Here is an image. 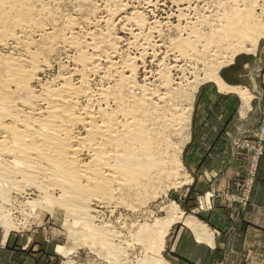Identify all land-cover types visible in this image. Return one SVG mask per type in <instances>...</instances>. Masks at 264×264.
Here are the masks:
<instances>
[{
	"label": "bare ground",
	"instance_id": "bare-ground-1",
	"mask_svg": "<svg viewBox=\"0 0 264 264\" xmlns=\"http://www.w3.org/2000/svg\"><path fill=\"white\" fill-rule=\"evenodd\" d=\"M78 1L82 4L87 2L89 5V0ZM107 1L109 2V0ZM213 1L215 0L208 2L210 3ZM219 1L220 0H218V2ZM62 2L63 0H0V212L2 213V215L0 214V219L1 222L6 225L9 224L10 227V215L13 214L15 210L21 209L24 205L30 206L34 203L38 204L39 202H36V200L31 201L28 199L26 202H24V200L28 197L31 198L35 193H39L43 195L44 202L49 204L46 206L44 205L45 208L49 209V212L52 211L54 213L58 210H64L67 213V215L65 213L67 217H73L74 224L82 229L84 236L87 238H94V235H96V243L101 250L114 258H119L121 256L122 258H126L125 252L128 253L129 247L127 249V247L123 248L121 245V239L125 235L122 236L120 231H116L115 228L113 230L107 223L103 225L95 224V216L92 215V213L97 212V210L92 208V204H94V201H97V203L101 204L98 207L109 209L112 208L115 203L121 201L125 203H122L124 206L129 207V203L133 201L132 199L140 198L141 196L144 197L147 191L153 190L152 192L154 194L162 193L159 192L161 186L165 187L166 183H169L168 185H173L178 179L179 169L182 165L178 154L182 150L179 146H174L176 145L173 142L175 140L173 139L172 141V135L167 134H173L175 132L177 134V131H181L182 127H177L182 122L181 118L179 120L176 115L179 122L177 123V121H175V116L171 115L175 112L166 114L165 110L169 105L166 101L173 102L172 106H174V109L180 104L179 97L181 88L180 86L176 88L178 84L172 87L169 86L168 82H170L171 85L174 84V80L170 76L171 73L165 72L164 70L160 71V75L161 79L163 76L165 79L160 80L162 82L159 86L163 89L167 87L168 93H165L160 88L158 89L155 87L154 89L152 86V89H150V87L148 88L145 84H143L144 86H140L139 82L137 83L135 80L136 77H134V75L137 76L135 74L137 70L135 62L137 61L134 62V59L129 60L127 57L125 58L128 60L125 61V59V62H121L119 67L121 66V69L123 68L124 71L125 69L130 71L129 75H125V73L119 75L118 73L119 80L114 81L115 84H113V82V85H111L107 82L108 86L103 85L99 88L93 87L92 81L99 73H105L103 77L107 76V74L108 77L112 76L113 73L112 75L111 72L109 73L110 69H113L119 64V61L115 60L118 54H121L119 53L120 46L117 45L118 40L115 42V38L112 39L114 33H111L112 31L110 32V30L113 29L109 28L111 25L108 22L109 19L106 20V23L110 24H108L109 27H107L108 25L106 26L107 28L105 27L106 30L108 28L110 29L109 31L107 30V32L99 31V33H96L93 31L92 33L82 35L80 32L82 27L79 28L80 31H74L78 21L75 18H65L63 15H60L61 13L58 9L62 7H59ZM91 2H93V0H91ZM230 2H232V0ZM119 3H121V1H119ZM119 3L117 4L119 5ZM237 3H239V1ZM211 4L213 5V3ZM86 5L87 4H85V6ZM126 5L125 7H127ZM221 5L222 3L218 6ZM226 5L224 6L225 8ZM231 5L233 4H230V6L228 5L229 7H227V10L224 8L223 10H226L224 12L221 11L223 8L221 7L220 11L223 12V14L221 13V18L218 16L217 18H220L221 21L222 17L227 20L225 24H222L223 21L221 24L217 23L219 24L217 25L220 27L219 29L214 27L210 30L207 26L210 33L206 34L207 31L202 34L200 30L195 29L198 24H196L197 26H188L184 31V34H187L186 38H178L179 36H176V38L173 37L163 41L161 35V44H153L150 42L149 37L144 35L143 32L149 23L147 22V17H145L141 11L136 10L131 15L127 14L123 16V18L127 24L131 23L132 25V22H135V25L139 26V29L136 28L135 31H132L130 28V33L135 39L131 42L133 48L138 46L143 49L146 54H148V50H152L150 53L152 54L154 52L153 55H155L157 50H162L163 47H166L168 48L166 56H169V53L174 55V53L179 52L182 55L180 57L192 56L194 59L193 55L190 54L192 51L191 49H195L199 42H204L203 40L207 36L208 38L209 36L211 37L210 41L207 42L205 40L208 44L210 43L209 45H215L218 51L223 48L227 51L230 50L227 45L232 47L240 46L239 41L242 43L241 39L254 34V32L256 33L257 30H261L259 29L261 28L259 20H255L258 17L254 18L256 15H252L255 13L254 10L252 13L251 11L246 13L248 11L245 10L247 4L245 5V9L243 8L245 11L240 10L242 6L241 3L240 8H234V6ZM104 6L105 5H103L102 8L108 7ZM114 6L113 10H117ZM119 6H121L124 12L127 9H124V6L122 8V4ZM249 7L251 10L254 9V7L251 8V5ZM99 8H101V6ZM215 8L218 9L216 6ZM83 9L85 10V8ZM121 9L119 8L118 11ZM212 9L214 11V7ZM206 10L211 11V9ZM105 11H108V8ZM120 12H122V10ZM120 12L118 13L120 14ZM229 12L231 14H229ZM95 13H98V10H95ZM109 14L110 11L108 12V15ZM111 14L113 13L111 12ZM180 16H182V14ZM199 16L200 15H198V17ZM201 17H203V14ZM207 17L209 18V16ZM107 18L108 16L106 19ZM217 18L214 20L218 21ZM210 19L211 18H209V20ZM203 21L205 22V20ZM87 22H90L89 18ZM196 22L197 21L194 23ZM194 23L192 22V24ZM207 23L208 22L205 24ZM209 23L211 24V22ZM99 26L100 25H98V27ZM123 26L125 27L126 25ZM157 27L156 24L152 27L154 33H158V31L154 30L157 29ZM176 27L178 28L176 30L180 29L179 25ZM150 33L149 31V34ZM151 34L150 37H152ZM168 36L166 38H169ZM192 38H195V40ZM202 38L203 40H201ZM141 40L143 41L142 43ZM169 40L170 42L166 45V42ZM243 45L244 44H242V46ZM226 46L228 49H226ZM241 47L240 50L242 49ZM61 48H70V51L73 52V55H67L74 64V67H71L72 69L68 68L70 70L69 74L67 76H60L63 75V73L58 74L59 77L57 76V79H54V77L53 79L40 77V73L45 71L42 68L44 66L50 67L47 65L49 58L52 54L55 55ZM5 49H9L10 51L6 52ZM194 49L193 51L197 54L196 50L198 49ZM208 49H211V46ZM142 52H140V56ZM215 52H217V50L214 51V53ZM113 53H115V55L111 56ZM218 54L221 55L219 52ZM197 56L199 57L198 54ZM66 66L68 67V65ZM211 66H214V64H211L210 67ZM170 67L176 68L178 65L174 64ZM215 67L216 66H214V68ZM116 70L115 71L118 72V68ZM115 71L113 72L115 73ZM58 79H62L63 81H58ZM108 79L110 80V78ZM100 81L103 80L100 79ZM36 84H38L39 87L36 86ZM222 88L225 89L227 87L223 84ZM134 90H140L141 94L140 92L138 94ZM158 90H162L164 93L160 92L161 94H159ZM190 95L191 93L188 92L183 97L188 98ZM152 96H158L160 101L164 104L159 106V103H157L158 101H150V99H153ZM170 106L171 105H169V107ZM184 116L186 117V115ZM182 132H178V135L182 134ZM16 178H24L30 181L26 183L24 180L25 183L23 185L27 188L22 193H17L24 189L23 186L22 189L17 188V186L22 185V182L21 184L18 182V184H16ZM11 182L17 186L14 187ZM174 185L173 188L175 187ZM12 193H17V195H13ZM142 201L144 202V200ZM40 204H43V202ZM174 212L175 215H178L176 211ZM172 218L166 221L167 229L169 228V221L177 222ZM121 222L124 223L123 221ZM158 222L155 224L153 223V226L144 223L134 228V230H132L133 227L131 229L129 228V234L144 243L150 241L151 250L156 251V239L161 241V234H163L164 237L165 234H167L166 232L169 231L168 229L165 233H162L161 231L163 229L161 228L164 226L166 228V224L161 227L158 225ZM67 225L70 226V224ZM71 235L73 236V233H71ZM124 240L125 239H123V241ZM90 242V244H92V241ZM129 242L131 243V241ZM100 253H102V251ZM144 254H146V252ZM128 255L130 256V252Z\"/></svg>",
	"mask_w": 264,
	"mask_h": 264
},
{
	"label": "rangeland",
	"instance_id": "rangeland-1",
	"mask_svg": "<svg viewBox=\"0 0 264 264\" xmlns=\"http://www.w3.org/2000/svg\"><path fill=\"white\" fill-rule=\"evenodd\" d=\"M64 1H66V0H63V2ZM77 1L78 0H69V1L67 0L64 3L62 2L61 5L59 4L60 5L59 7L62 6L61 8L58 7L60 9V10L58 9V11L61 13L60 15H63L65 18L66 17H70V18L72 17L71 19L75 18L78 21L77 27L74 29V31H80L79 28L82 27L81 28L82 30L80 32L82 35H86V33H92L93 31H95L96 33L97 32L99 33V31H102V32L106 31L107 32V30L109 31L110 29H113V30H110V32L112 31L111 33L115 34V35L114 34L112 35V39L115 38L114 39L115 42L118 40L117 45L120 46L119 53H121V54H118V57L115 58V60L119 61V64L117 65L118 67L116 66L113 68L114 70L110 69V71H109V73L111 72V75L113 73L114 76L113 75L112 76L114 77V79L112 76L108 77V74H107V76L103 77L105 75V73L103 74L101 72V73H99L100 76L99 75L96 76V78H94V80L92 81L93 87L99 88L103 85L108 86V83L113 85V84H115L114 81L119 80L118 78H119L120 74L125 73V75H129L130 71H128L127 69H125V71H124L123 68H122L123 70L121 69V66L119 67L121 62H125L128 59L129 60L134 59V62L137 61V62H135L136 67H137L135 74L137 76L134 75V77H136L135 80L137 81V83L139 82L140 86H144L143 84H145V86H148V88L150 87V89H152V87L155 89V87H156L158 89L159 88L162 89L165 93H168L167 87H166V89L165 88L163 89V88H161V86H159L162 82L160 80L165 79L164 76L161 79V75H160L161 70H164L165 72H170L172 74V75L170 74V76L174 80V84L170 85V82H168L170 87H172L176 84H178L176 86V88H179L178 86H180L182 93L180 92V97H179L180 104H178L179 106L178 105L176 106L178 108L175 107V109H174V106H172L173 102L166 101L167 104L171 105L170 106L171 109L168 105V107L166 109L168 112L165 110L166 114L167 113L169 114L170 112L171 113L175 112L174 114H171V113L170 114L174 115V116L176 115L179 120L181 118V122H182L177 127V128L182 127L181 131H177V134H176V132L173 133L174 135L173 134H167V135H172V137H171L172 141L174 139L175 141H173V142H174V144H176L174 146L175 147L179 146V148L182 150L181 152H183V153L180 152L178 154L179 159H181V162L183 165V166L181 165L180 169H179V177L180 178L178 177V179H177L179 181V183L176 180L175 181L176 183L174 182V184H176L177 186L173 184L175 186L174 188H173V185H171V184L168 185L169 183L168 184L166 183L165 187L161 186L159 189V192H162V193L164 192L163 194L159 193V192H158L159 194H154L152 192L153 190L149 191V192L147 191V194L146 195L144 194V197L141 196L140 198L138 197L136 199H132L133 201L132 200L131 201L133 203L132 202L129 203L130 208L128 206H124L122 204L124 202L120 201L119 203L114 204L116 207L113 205L112 208L102 209V208L98 207L101 204L97 203V201H94V204H92V208L97 210V212H93L94 214L92 213V215L95 216V224L103 225V224L107 223L111 226V228L113 230L115 228L116 231H118V232L120 231L122 236L127 235L126 236L127 238L124 236L125 238L123 237L121 239L122 247L123 248L127 247V249L129 247L128 253L130 252V256L128 255L127 252H125V254L127 255V256L125 255L126 258H124V257L122 258V256L119 258H114L111 255L107 254L105 251L101 250L96 243V241H97L96 235H94V238H92V237L87 238L86 236H84V234L82 233V229L79 226L74 224L75 222H73L74 221L73 217H67L66 216L67 213L64 210H58L57 212H54V213L52 211H51L52 213L49 212V209L45 208V206L49 205V204H46L44 202L45 200L43 199V195H40L39 193H35V195H32L31 198L28 197L27 199H25V200L23 199V200H24V202H26L28 199L31 201L36 200V202L38 201L39 203L38 204L34 203L33 205H30V206L24 205L21 209L15 210L13 212V214L10 215V227H9V224H7V225L4 224L3 222H1V219H0V264H146V263H150V264H196L195 259H197V257L199 259L198 264H232V262H230V261L222 262L220 259H221V256L231 255L233 251L234 252L240 251L241 253L247 255L246 258L248 257V255H250V257H251L252 252H254L255 248H257V247H251V246H245L244 247L243 245H241V242H240V244H235L234 246H233V242H232L229 244L227 243L222 248H220V247H218L216 249L213 248L214 249L213 252L210 251V252H208V254H207V251L205 249H200V247L196 246V240L200 241V242L209 241V238H208L209 237V231L206 229V227H204V226L201 227V226H199V224H197V217L202 218L201 219L202 221L200 222V224L203 223L204 220H208V218H206V216H202V215L200 216L196 212V204H195L196 198L193 196V193H192L193 192L192 190H193V188H195V185L193 186V180H191L193 177L195 178V172H194L195 166H194V163L190 160L189 147H190V142L192 139V130H193V123H194L195 109H196V104L198 101L199 90L201 89V87L203 85H206V84L217 83L220 85V88L222 90H224L222 88V85L224 83H223V80H221V77L224 78V76H225V78H228L231 76L234 78L233 80L237 81L238 80L237 67H238L239 62H243L246 60L247 62L252 63L254 60H258L261 56H262V59L264 61V32H263L264 28H262V27H264V0H255V1L251 0V2H250V0H238L239 3H237L238 2L237 0H235V1L232 0V2H230L231 0H228V1L227 0H220L221 2L220 1L218 2V0H215V1L210 2V3L208 1H211V0H201V1L200 0H129V1L128 0H118V1L116 0L117 2L115 0H113V1L109 0V2L107 0H93V2H91V0H89V5L87 2L85 3V4H87L86 5L87 7L85 6L84 3H83L84 5H83L82 3H79V1L78 2ZM114 1L116 2V4ZM119 1H121V3H119ZM107 2L108 3L111 2V3L108 4ZM214 2H216V3H214ZM117 3H119V5L122 4V8H123V6L125 7V5L127 4L126 5L127 7L124 8V9L127 8L125 10V12L123 9H121V6H119ZM211 3H213V5ZM219 3L220 4L222 3V5L218 6V5H220ZM226 3H227V5H226ZM240 3L243 6V7L241 6V8H240ZM196 4H197V6H196ZM230 4H233L231 6H234V8H240L241 11L242 10L243 11L248 10L246 13H248L250 11L252 13V11L254 10L255 13L252 15H256V17L253 16L254 18L258 17L255 20H257V21L259 20V23L261 26V28H259V29H261V30L260 31L257 30L256 33L254 32V34H251L252 36L251 35H249L248 37L246 36V38H244L245 40L241 39L242 43H240L241 41H239L240 46L238 45L237 47H232V46L227 45L230 48V50H227V51L225 50V48H223L222 50L220 49L218 51V49H216L215 45H212V44L209 45L210 43L208 44L207 42L210 41V38H211L210 36H209V38H208V36L205 37L204 40L202 38L201 40H203L204 42H202V41H201L202 43L199 42L200 44L198 43L199 45L197 44L196 48L195 49L193 48L194 50L198 49L196 51H197V54L199 55V57L197 56V54H195L193 49H191V50L194 53L192 51L190 52V54H192L194 59H196V60H194L192 58V56L180 57L182 55L179 52L174 53V55H171V53H169L170 55L166 56V53L168 50V48H166V47H163L162 50L161 49L157 50L155 55H153L154 52L152 54L150 53V52H152V50H148L149 52H148V54H146V53H144V50L139 48L138 46H136V47L134 46L135 48H133V46L131 45V42L134 41L135 39H134V36H132V34L130 32H131V29H132V31L133 30L135 31L136 28L139 29V26L135 25L136 24L135 22H132V25H131V23L127 24L123 18V16H125L127 14L131 15L136 10L141 11L143 13V15L145 17H147L146 19H147V22L149 23L148 26H151V27L147 26V28H146L147 30L145 29V31L143 32L144 35H147L149 37L150 42H152L153 44L154 43H160L161 44L162 40L166 41V40L171 39L173 37L176 38V36L177 37L179 36L178 38H180V37L186 38L187 34L185 35L184 31L186 30V28L188 26H192V25L197 26L196 24H198L197 27H199V28L196 27L195 29L200 30V32H202V34L206 33L207 31L208 32L206 34L210 33V30L214 27L219 29L220 27H218L217 25L221 24L222 21H223L222 24H225V22L227 20V19L222 17V21H221V19H220L221 15L223 14L224 11L227 10V7H229ZM77 5H78V7H77ZM80 5H83V6H80ZM99 5L101 6V8H99L100 7ZM103 5H105L104 7L108 6L107 7L108 11H105V10H107V8H102ZM110 5H112V6H110ZM225 5H226V8L224 7ZM245 5H246V9H245ZM250 5H251V8L254 7V9L251 10L249 7ZM252 5H254V6H252ZM113 6L115 8H117V10L116 9L113 10ZM210 6L212 8L214 7V11ZM215 6L218 7L219 10L217 8H215ZM235 6H237V7H235ZM94 7H95L96 11L98 10V13H95ZM221 7H223L221 10L223 12L220 11ZM83 8H85V10ZM119 8L122 10V12H120L121 10L118 11ZM224 8L226 10H223ZM206 9H211V11L210 10L207 11ZM80 10H83V11H80ZM109 11H110V14L108 15ZM215 11H217V12H215ZM92 12H94V13H92ZM111 12L113 14H111ZM118 12H120V14ZM205 12H207V13H205ZM230 12L233 13L232 11H230ZM230 12H229V14H231ZM121 13H123V14H121ZM215 13H216V15H215ZM218 13H219V15H218ZM181 14H182V16H180ZM197 14L200 16L198 17ZM202 14H203V17H201ZM106 15L108 16L107 19H106V17H107ZM110 15L113 16V19H112V16H110ZM206 15L209 16V18H211L210 20H212V18L214 17L213 20L210 21ZM114 16H115V18H114ZM217 16L220 18H217ZM85 18H87V19H85ZM88 18H89L90 22H87ZM196 18H198V19H196ZM201 18H202V20H201ZM205 18H207V19H205ZM216 18L218 19V21L214 20ZM83 19H84V21H83ZM108 19H109L108 22L111 25L109 23H106V20H108ZM103 20H104V22H103ZM203 20H205V22ZM195 21H197L198 23L197 22L194 23ZM186 22H187V25H186ZM192 22L195 25L192 24ZM206 22H208V23L205 24ZM209 22H211V24ZM212 22L216 23V24H213ZM81 23H82V26H81ZM217 23H219V24H217ZM108 24L110 25V27ZM113 24H115V25H113ZM153 24L154 25L156 24L158 26L157 29H154L155 31H158V33H154V31H152V27L154 26ZM189 24H191V25H189ZM98 25H100V26L98 27ZM123 25H126V26L124 27ZM178 25H179L180 31L176 30V29H178L176 27ZM210 25H211V28H210ZM106 26L109 27L110 29L108 28L106 30L105 29ZM113 26H114V28H113ZM174 26H175V28H174ZM207 26L209 27L210 30L208 29ZM83 27H84V30H83ZM160 27H162L163 29ZM87 31H89V32H87ZM136 31H138V30H136ZM149 31L153 34L152 35L150 33L152 37H150ZM178 31H179V33H178ZM258 31L261 33H259ZM161 35L163 37L162 40H161ZM167 36L169 38H166ZM192 39L195 40V38H192ZM151 40H153V41H151ZM128 41H130V42H128ZM243 41H244V43H243ZM142 42L143 41L141 40V43ZM169 42H170V40L166 42V45ZM245 43H246V45H245ZM201 44H203V45H201ZM205 44H207L208 46ZM242 44H244V45L242 46ZM204 45H205V47H204ZM210 46H211V49H208ZM228 47L226 49H228ZM231 47L233 48V51L235 53L232 51ZM240 47L242 48L241 50H240ZM236 48H237V50H236ZM61 49L58 50L59 53L56 52L55 55L52 54V56L49 58V61L47 63V65L50 67L44 66L42 69H44L45 71L40 73V77H44L45 79L46 78L47 79H53V77H54V79H57V76L59 77L58 74L63 73V75H60V76H67L69 74V71H70L69 69H72L74 67V64L71 62V59L67 55L69 54V56H71V55H73V52L70 51L71 50L70 48H67V49L61 48ZM216 50H217V52L214 53V51H216ZM223 50H224V52H223ZM5 51L9 52L10 50L5 49ZM140 52H142L141 56H140ZM199 52L201 53V55ZM218 52L221 55H219ZM228 52H231V53H228ZM206 53H207V55H206ZM212 53H213V55H212ZM114 55H115V53H113V55L111 54V56H114ZM122 55H123V57H122ZM125 55H128V56H125ZM65 56H67V57H65ZM120 57H121V59H120ZM125 57H127L128 59H126ZM186 57H188V58H186ZM197 58H198V60H197ZM67 59H69V60H67ZM135 59H137V60H135ZM162 60H164V61H162ZM161 61H162V63H161ZM258 63H260V62H258ZM174 64H177L178 67H176V68L170 67ZM211 64L212 65L214 64V66H216V67L215 68H214V66L210 67ZM64 65L65 66L68 65V67L67 66L65 67ZM169 67H170V69H169ZM115 68L116 69L118 68V72H116L117 70ZM46 70H48V71H46ZM113 71H115V73L117 75ZM137 71H138V73H137ZM118 73H119V75H118ZM55 76H56V78H55ZM62 78H65V77H62ZM108 78H110L111 81ZM100 79H102L103 81H100ZM115 79H117V80H115ZM58 81L62 82L63 80L58 79ZM176 82H178V83H176ZM100 83H101V85H100ZM180 83H181V85H180ZM155 85H157V86H155ZM36 86H38V84H36ZM166 86H168V85H166ZM162 90H160V91L158 90L159 94H161L160 92L164 93ZM134 91H136V90H134ZM233 91H240L241 93H243L241 90H238V89H234ZM136 92L139 94L140 90H138ZM188 92L191 93L190 97H188V98L183 97ZM140 94H141V92H140ZM152 98L153 99H150V101H153V102L158 101L157 103H159V106L164 104L162 101H160L158 96H152ZM185 98H187V99H185ZM184 115H186V117ZM176 116L174 117V119L178 123L179 120H177ZM183 121H186L187 123L183 122ZM185 124H187V125H185ZM262 127H264V123L261 124V126L259 127V131L256 134H254L252 136V138H255L257 140V137L261 135ZM178 132L179 133L182 132V134L178 135ZM263 136H264V134H263ZM177 138H179V139H177ZM247 142H251L250 144H253V143H257L258 141L246 139L243 141V143L240 142L237 145L236 155L246 161L245 172L241 173L237 177V179H239V180L234 183V187H235L234 190L235 191H232V192H229L227 194L222 195V198H223V200H226L225 203L227 205L229 204V202L233 203V206L236 204L238 206L235 205V207L240 208L242 210V212L251 202L252 191H253L255 181L257 178V174H258L259 162H260V159L262 157H264V155L258 156V154L255 152V150L248 148L246 145ZM263 144H264V141H263ZM255 157H256V160H255ZM24 180L26 181V183L30 182L24 178H18V179L16 178V181L14 179L16 184H18V183L21 184V182H22V185L21 186L19 185L20 187L17 186L16 184L12 183L14 181L11 180L12 181L11 183L14 187L17 186V188L22 189V186H23L24 190L18 191L17 193H22L23 191L26 190L27 187H24V185H23L25 183ZM163 186H164V184H163ZM166 186H167V188H166ZM204 186H205V184H203L202 187H204ZM171 187H172V189H171ZM162 188H163V190H162ZM17 193H12V194L17 195ZM147 196H148V198H147ZM149 197H150V199L151 198L152 199L150 200ZM139 199H141V200H139ZM142 200H144V202ZM42 202H43V204H40ZM137 203H138V205H137ZM140 203H142L143 205ZM23 204H25V203H23ZM45 209H47L48 211ZM174 211H176V213L178 215H175ZM65 213H66V215H65ZM0 214L2 215L1 212H0ZM176 216L177 217L179 216L178 219ZM172 217L173 218L176 217L174 219L177 222H175V221H169L170 223L168 222L169 223V225H168L169 231L166 232L167 234H165L164 237H163V234H161V241L159 239H156L157 240V243H156L157 244V246H156L157 250L156 251L151 250V248H150L151 242L150 241L149 242L147 241L146 243H144L141 240H138L133 235L129 234V231L132 227H133L132 230H134V228H136V227H138L144 223H147V224L153 226L156 222H158L160 220L161 221L158 222L159 224L158 223L157 224L161 227H163V225L166 224V228H165V226L163 228H161L164 230V232H163V230L161 232L165 233V231L168 230L166 221L171 220ZM121 221H123L124 223H122ZM160 223H162V224H160ZM67 224H70V226H68ZM131 224H132V226H131ZM122 226L124 228L126 227L127 229L126 228L124 229ZM170 226H171V228H170ZM201 231H203V232H201ZM70 232L73 233V236L71 235ZM201 233H203V234H201ZM253 236L256 237L255 235H253ZM93 239H95V240H93ZM123 239H125V240L123 241ZM90 241H92V244H90L91 243ZM129 241H131V243ZM93 242H95L96 244ZM123 245L124 246L126 245V246L124 247ZM211 246L215 247L213 244H211ZM101 251H102V253H100ZM145 252H146V254H144ZM139 253H140V255H139ZM142 255H145V256H142ZM206 255H208V256H206ZM250 263H252V262H249V264ZM247 264H248V262H247Z\"/></svg>",
	"mask_w": 264,
	"mask_h": 264
},
{
	"label": "crops",
	"instance_id": "crops-1",
	"mask_svg": "<svg viewBox=\"0 0 264 264\" xmlns=\"http://www.w3.org/2000/svg\"><path fill=\"white\" fill-rule=\"evenodd\" d=\"M237 71V81L231 76L221 77L227 87L224 90L217 83L203 85L199 90L189 150L195 166L192 193L196 198V212L208 218L200 224L202 218L197 217V224L209 231V241L196 240V246L208 254L213 248L241 242L244 247H257L251 257L233 251L220 260L232 264H264V157L259 162L251 202L243 212L236 204L227 205L222 198L235 191L237 177L245 172L246 161L236 155L237 145L246 139L256 141L252 136L264 123L262 56L252 63L239 62ZM195 260L198 264V257Z\"/></svg>",
	"mask_w": 264,
	"mask_h": 264
},
{
	"label": "built area",
	"instance_id": "built-area-1",
	"mask_svg": "<svg viewBox=\"0 0 264 264\" xmlns=\"http://www.w3.org/2000/svg\"><path fill=\"white\" fill-rule=\"evenodd\" d=\"M263 134H264V127H262L261 135L257 137V140H256L258 141L257 143H253V144H250L251 142L246 143L247 147L252 150H255L258 156L264 155V144H263L264 136ZM255 160H256V157H255Z\"/></svg>",
	"mask_w": 264,
	"mask_h": 264
}]
</instances>
